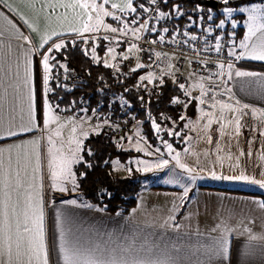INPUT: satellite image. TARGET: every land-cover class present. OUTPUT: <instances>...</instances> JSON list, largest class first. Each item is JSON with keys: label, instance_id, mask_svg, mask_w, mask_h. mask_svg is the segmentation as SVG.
I'll return each mask as SVG.
<instances>
[{"label": "crops", "instance_id": "obj_1", "mask_svg": "<svg viewBox=\"0 0 264 264\" xmlns=\"http://www.w3.org/2000/svg\"><path fill=\"white\" fill-rule=\"evenodd\" d=\"M136 1L133 0V6ZM9 2L12 3V0ZM81 2H85V0H81ZM86 2L91 4L92 0H86ZM95 3L102 5L105 11L111 12L113 15H102L103 24L98 31L81 33L71 32L69 24L57 21V16L67 12L68 20L73 21V26L80 28L87 17L81 16L74 19L73 11L82 12L84 11L82 9L57 8L51 19L45 20V15L52 12L46 4L43 12L40 11L41 4L39 2L36 3L35 10H33L26 4H20L17 0V3L12 4L13 8L16 9L15 12L0 5V12L4 13L3 16H0V32H3V35L0 36V65L5 70L10 67L12 73L9 76L0 72V122H2L3 127H8L11 116L16 117L13 123L17 126V131L19 130L18 126L27 124L29 88L33 91L36 101V126L31 132L21 133L17 137H7L6 134L0 133V137H2L0 138V149L3 150V156L0 158L4 161L5 171H8V161L11 157V176L14 178L16 172H20L21 187L18 193L12 192V197L13 202L19 198L18 212L21 223L24 220L23 212L27 208L28 195L33 196L32 202L35 203L38 191L44 212L45 241L49 250V264H63L59 252L60 233L63 226L71 230L74 238L99 245L102 248L112 249L134 243L137 251H142V247H147L149 249L158 248L161 252H166L175 247L180 250L184 264H205L206 257L202 254L203 249L211 243L213 238L226 234L229 241L230 261H225L224 264H241L242 259L246 260V264H264V255L261 254L264 250V239L249 241V235L264 237V187L261 185L253 190L233 185L199 184L194 185L190 192L184 191L180 186H168L169 191L161 186H156L157 188H153V186L151 188L161 189L164 194H170L167 196L170 198L167 199V203L159 201L169 210L167 209L165 212L153 210L152 201H150V205H147L146 201L139 204L136 199L128 211H110L91 202L83 193L82 177L85 175L86 168L82 165L85 162V141L88 138L85 141L81 138L78 147L73 148L71 153V155L75 153L78 157H83L81 162L71 165L78 187L73 189V185L69 181L65 183L68 191L59 192L54 188L49 189L46 167V142L49 129L45 126L41 114L44 88L42 83L44 73L39 62L41 54L46 53L54 43L66 42L67 44L76 40H85L90 34L98 32L105 33L107 35L106 40L112 41V38L119 37L120 29L127 25V29L131 30L127 31V35H130L125 36L133 40L125 47L126 49L124 48L122 54H109L107 50L98 59L101 58L118 65L120 62L117 59L118 56L122 59L127 56L128 59H124V61L131 60L133 69L137 68V64H142L150 70L157 69L163 75L167 73L175 75L180 71L176 65V56L170 52H160L150 61L141 60L139 55V59H136L133 54L139 52L136 39L143 29L134 33L133 30L140 28L133 22L134 17L122 16L123 13L129 11L121 12L119 8H112L111 6L112 3L122 6L124 0H107V3L105 0H95ZM87 11L91 13L93 22H95L97 13L90 8ZM37 16H39L38 20ZM114 17H119V19H114ZM8 21H11V24ZM235 23L239 26V32L230 37L232 50L235 51L236 55L247 54L242 59H236L234 56L233 70L264 74V61L251 59V53L240 47L242 41L251 45L256 39L255 36L250 40L245 39L249 35V22L242 16L240 20L237 18ZM260 23H264V20ZM29 24H34L38 30L34 31L29 27ZM226 24L228 22L224 26ZM112 27L117 28V32L113 33L108 30ZM53 30L60 35H52L48 43L41 48L42 37L51 35ZM22 36L28 37V41L23 40ZM108 43L110 42L107 41L106 45L109 49L113 43ZM132 44L136 45V49L129 51ZM127 51L128 54H126ZM29 61H31L30 64ZM26 67L31 73L30 84L27 86L24 85ZM187 70L189 69L186 67L181 70L183 76H187ZM17 71L19 73L18 78L15 76ZM223 71L225 72L223 77L228 80L227 66ZM252 79L255 78L234 77L231 81L228 80V85L232 89L230 94L233 101L239 100L241 107L248 104L249 107L246 110L252 112L254 118L259 120L264 118L262 115L264 113V93L260 91L258 84L245 85L242 89L241 84L237 83V81ZM51 93L52 91L48 92L47 95L49 99L54 100ZM55 109L56 111H62V109L64 111V108L59 110L58 106ZM201 119H204L205 122L211 120L213 125L209 128L206 126L196 127L194 131L183 133L184 135L179 137V142L183 144L178 148L177 154L179 156L191 157L193 155L198 157L193 162L199 167L197 169L199 172L204 170V174L218 171L217 173L220 175L225 173L226 176H235L246 172L247 165H250L251 169L252 167L256 168L252 170L257 171L259 178H262L261 181H264V135L261 134L264 132L244 131V126L242 127L243 131L239 132L237 129L231 131L230 129L235 128L229 127L212 132L218 124L213 122L212 117H200L199 119L194 117L187 123H197L196 120ZM204 120L199 121V124H202L201 122ZM222 120L224 121L221 123L230 122L231 118L226 120L223 118ZM237 120L239 119L237 118ZM33 140L39 142L38 147L31 143ZM21 144L26 145V147L20 149L14 147ZM240 147L248 150L246 156L248 159L237 157L239 151L236 149ZM10 149L11 151H9ZM212 151H215L216 154L225 152L230 154H227L228 156L222 155L223 157L220 159L213 160L210 157ZM37 152L40 156L39 167H37L36 162ZM25 153L29 156L27 162L24 160ZM234 153L236 156L233 155ZM55 157L54 165L59 171L61 156L55 155ZM158 192L152 191V193ZM3 198V184L0 183V200ZM73 200L76 201L75 204L71 203ZM29 213L31 215L30 210ZM61 213H63V217H61ZM225 229H230V231L225 232Z\"/></svg>", "mask_w": 264, "mask_h": 264}, {"label": "snow or ice", "instance_id": "obj_2", "mask_svg": "<svg viewBox=\"0 0 264 264\" xmlns=\"http://www.w3.org/2000/svg\"><path fill=\"white\" fill-rule=\"evenodd\" d=\"M41 4L40 11L43 12L44 5L46 4L48 8L52 10L51 13L45 15L44 19L49 20L53 13H55L57 8L64 9H72L75 10L77 8L82 9V12L73 11L74 19L79 18L81 16H86L87 19L83 21L82 27L78 28L73 26V21L68 20V13L65 12L59 16H57V21L67 22L69 24V30L75 33L81 32H95L99 30V27L103 24L102 15L103 16H111L113 15L111 12L105 11L102 5H97L95 0H92V3L81 2V0H19L20 4H26L29 7L35 10L36 3ZM155 3V0H152ZM166 3L167 0H164ZM17 3V0H12V3L9 0H0V5L8 8L10 11L15 12L16 9L13 8L12 4ZM107 3V0H105ZM224 5L226 6L224 9L225 13L231 14L233 8L227 7L229 4V0H223ZM112 8H119L121 12L130 11L136 12V8L133 7V0H124L123 5L117 3H112ZM199 5L196 6L199 9ZM95 11L97 13L95 17V22H93V16L88 9ZM140 8L147 11L144 8V5L141 4ZM241 12L248 11L249 12V35L245 37L246 40L252 39L253 36L256 39L252 42L251 45L244 43L243 41L240 44L241 48L247 50V52L251 53L250 58L253 60L264 61V23H260L258 21L264 20V10L256 7H252L250 9H239ZM210 11V10H209ZM4 13L0 12V16H3ZM161 16L164 13H160ZM39 16H37V20ZM114 19H119L118 17H114ZM207 19L211 20L212 16L209 15ZM27 23V21H25ZM135 22V21H133ZM11 24V21H8ZM225 24V20H220L219 24L216 25L217 28H223ZM235 25H233L234 27ZM29 27L34 31L38 30L34 24H29ZM107 27V26H105ZM146 28L145 24H141L139 29L133 30L134 33L139 32L141 29ZM127 29V25L124 28H121V32H125ZM109 31L115 33L117 32V28L112 27L108 28ZM154 30V29H153ZM165 32L168 31L167 28L163 29ZM259 35L257 36V33ZM3 35V32H0V36ZM52 35H60L56 31H52L51 35H45L42 37L43 43L40 44V47L43 48L44 44L48 43V40L51 39ZM139 38V37H137ZM22 39L26 42L28 41V37L22 36ZM107 39V37H105ZM161 39H163L161 37ZM192 39H196V37H192ZM155 41H153L154 43ZM65 47L63 43H54V45L48 48L47 53H51L53 48L59 50ZM136 49V45L132 44L130 46L129 51ZM221 50V46L219 41L216 44V51L219 52ZM93 51V58L95 57V49ZM109 54L114 52V49H108ZM45 53L43 54L42 67H43V107L41 109L42 119L45 126L48 125L52 120L56 119L52 115V105L48 102L47 93L51 92L52 89L48 87L49 80L51 79L52 67L49 64L50 56ZM247 53H240L236 55L234 50H231L227 53L228 56H236V59H242ZM159 55V53L157 54ZM115 58V57H113ZM124 59H128L127 56H124ZM29 64L31 61L28 62ZM106 67H111L105 61ZM60 67L65 68V65H60ZM144 67L142 64H137V68ZM221 71L219 75H225L223 71L225 65L221 63L219 65ZM132 71H136V69H132ZM0 72H4L5 75H11V68L5 70L2 65H0ZM15 76L18 78V71L15 73ZM234 77L236 78H255L252 80H244L237 81V83L241 84V88L245 85H253L258 84L259 89L262 93H264V74L252 72V71H242V70H233V65L229 63L227 65V78L231 81ZM141 81L148 80L152 82L153 74L149 73L147 76H141ZM31 73L29 69L25 68V77H24V85L27 86L30 84ZM163 83V80L160 81ZM226 83V81H225ZM201 89H203V85H200ZM180 88H184V85L181 84ZM226 91L228 93L232 92L231 88H227ZM187 94V93H186ZM207 93L202 91L201 95H206ZM172 103H180L179 99L173 98ZM200 103L203 104L204 100L200 99ZM236 105L240 104L239 100L235 101ZM187 106V105H186ZM216 105L213 104L212 107ZM249 107L248 104H244L243 108L247 109ZM222 109H233V105L229 103H221ZM238 110V109H235ZM254 111V110H253ZM210 115V114H208ZM264 115V113H262ZM16 117L11 116L9 125L7 128L3 127L2 122H0V133L6 134L7 137H17L21 133L31 132L33 128L36 126V101L35 95L31 88H29L28 93V122L26 125L22 124L19 127V130H16L14 125ZM180 119H184V117H180ZM211 120H209V124ZM237 132H239V120H237ZM153 127L157 132L160 131V126L153 121ZM75 131V129H73ZM173 133L169 132V135ZM264 135V133H261ZM179 135V133H176ZM2 138V137H0ZM33 145L39 146V142L36 140L31 141ZM49 143H51V139H49ZM14 147L20 149L26 147V145H15ZM169 152L172 151V146L167 145ZM11 151V149L9 150ZM243 154V153H241ZM3 156V150L0 149V157ZM177 160V157H175ZM24 160L27 162L29 160V156L27 153L24 154ZM82 161V157H78L75 153L71 157H65L62 159L61 164L59 166V171H52L51 177L53 180V188L59 192L68 191L65 187L66 182H71L73 185V189L78 187L75 180V174L72 172L71 165L73 163H79ZM36 162L37 167H39L40 156L37 152L36 154ZM55 163L53 159L49 163V167ZM168 161L165 160L162 163L158 164L157 167H164L167 165ZM180 167L184 168L185 165H180ZM11 168H12V160L11 157L8 161V171H5V165L2 158H0V183L3 184V199L0 200V264H49V250L45 241V228H44V212L42 208V200L39 198V192L37 191V196L35 199V203H33V196L31 194L27 197V208L23 212L24 220L23 223L20 221V213L18 212L19 207V198L16 202H13L12 192L16 191L18 193L21 187L20 180V172L17 171L15 177L11 176ZM145 170H150L146 168ZM189 172H192V169H188ZM83 175V174H82ZM213 178L219 179H227V180H236V181H249L251 183L260 184L261 187H264V181H257L252 179L251 177L244 175L241 173L240 175L235 176H219L217 177L215 172L211 173ZM195 179V177H193ZM72 204H75L76 201H71ZM31 211V215L29 213ZM61 217H63V213H61ZM31 220V224H30ZM230 231V229H225V232ZM250 231V230H246ZM60 247L59 252L61 254V259L63 264H184V259L180 254V250L175 247L171 248V250L166 252H161L158 248L149 249L147 247H142V251H137L136 245L134 243L126 244L123 247H117L109 249L107 247H101L99 245L92 244L90 242L81 241L72 236L71 230L66 226L61 228L60 233ZM257 239H264V237H256L253 235H249V241H254ZM202 254L206 257L205 264H224L225 261H230L229 256V241L227 239L226 234H222L219 237L213 238L211 243L203 249ZM262 255H264V250H262ZM241 264H246V260L242 259Z\"/></svg>", "mask_w": 264, "mask_h": 264}, {"label": "rangeland", "instance_id": "obj_3", "mask_svg": "<svg viewBox=\"0 0 264 264\" xmlns=\"http://www.w3.org/2000/svg\"><path fill=\"white\" fill-rule=\"evenodd\" d=\"M221 1L223 2V0ZM225 7L226 6L224 4H221L220 7L216 10V12L221 15L220 19L225 20V23L229 22L230 24H232L235 22L237 18L240 20L242 16H244L246 20L250 23L249 12L248 11L241 12L239 9L241 8L250 9L252 7H256L264 10V0H252L251 2L244 3L239 6L227 5V7L233 8L231 14L224 12ZM258 22H263V20ZM130 30L131 29H126L125 32L120 31L119 37L112 38V41L104 39V42L106 44L107 41L110 42L111 44L113 43L111 45V48L114 49L113 52L114 54L117 53V51L127 47L128 43L124 41V37L130 35V34L127 35L128 34L127 31L129 32ZM84 41L86 42L85 44L87 51L92 56H93L92 50L95 49V57L96 60H98L99 58V55L97 53L98 44L94 40L89 38H86ZM62 43L66 45V42H62ZM61 49L56 50L53 48V51L51 53H47L46 51V53L51 57L49 60V64L52 67L51 79L49 80V84H48L49 88H51V80L54 78L55 73L59 72L58 68H60V65L61 64L65 65L64 62H61L56 58L57 52L60 51ZM128 53L129 52L127 51L126 54ZM133 54L134 56H136V59H139L138 54L136 52ZM39 60H40L39 61L40 66L43 69L42 67L43 54H41ZM186 69H189L186 72L187 76L182 75L179 79H175L179 83V85L181 84L184 85L183 90L185 93V99H183L182 102L180 103L181 107L185 108L186 105H188L191 100H195L196 115L194 117H197L198 119L200 117L201 118L212 117L213 122L218 123L216 127H214V130L212 132L220 131L226 127L235 128L230 130L236 131L238 127L236 121L237 118L239 119V131H243L242 127L244 126L243 127L244 131L264 132V122H263L264 118H260L259 120H256L252 112H249L243 107L235 104L231 94L226 91V89L229 88L228 80L223 76L221 77L219 75V72L215 74L196 73L192 70L190 63L186 65ZM149 73L153 74V80L155 78L160 79L163 76V73L158 72L157 69L150 70L149 68L148 71L143 76H147ZM201 84L203 85V89H201L200 87ZM202 91L206 92L207 94L202 96L201 95ZM47 99L48 102L52 105V115L53 117L56 118L47 125L49 129V136L46 142L47 180H48L49 189L52 190L53 180L51 177V172L57 170L54 164L50 168L49 163L53 159L55 160L56 158L55 155L61 156L60 157L61 160L65 157H71L73 148L78 147L77 145L78 143H80L81 138L85 141L86 138H88L90 135L98 133L99 131L103 130V127L106 125V123H110V121H108V119L104 118L103 116L101 117V113L97 112L96 110H92L90 112L88 111L87 108H83L81 111H79L76 114L67 115L65 114L63 109L62 111H56L55 107L57 108L58 104L55 102V100H52L51 98L49 99L48 95H47ZM200 99L204 100L203 104L200 103ZM221 103L232 104L233 109H222ZM213 104H215L216 106L212 107ZM183 117H184V123L182 126L179 127H177L176 122H172V120L171 123L173 124H171V126L161 125L160 123L155 121V123L160 126V131L157 132L156 129L153 127L155 131L154 139H150L146 136L142 126V121H135L132 130H130L129 133L125 135L123 138L118 139L119 140L118 144L120 149L125 152L130 151L132 155H129V157L125 161L121 160L120 158H116L112 161V165L114 170L119 175L122 176L126 174L139 175L138 180L141 182L142 185L141 191L136 197V199L139 201V204L140 203L143 204L146 201L147 205H150V201H152L151 207L153 210H157L161 212L167 211L168 209L167 206H165L164 204H160L159 201H164L167 203L168 202L167 199H170L167 196L170 194H164L162 192L163 190L161 189L160 190L153 189V188H157L156 186L164 187V189L167 191H169L167 189L168 186L169 187L180 186L181 189H183L186 192L192 191L191 188L194 187V185H199V184H211V185L218 184L222 186L233 185V186H238L239 188H247L253 190L257 189V187L260 186V184L251 183L249 181H236V180L213 178V176L211 175V173L213 172L204 174L203 173L204 170L201 172L197 170L199 169V167L193 161L198 157H194L193 155H191V157L179 156L177 154L179 152L178 148L180 147V145L183 146V144L179 142L180 141L179 137H181L185 133L194 131L196 127L200 128L206 126L209 128V126L213 125V123L209 124V122H205L204 119H201L204 120L203 122H201L202 124H199V121L201 120L199 121L196 120L197 123L193 122L191 124H188L187 121H190L191 118L194 117H190L187 114H184ZM223 118L225 120L227 118H231V121L233 122L230 121V122L221 123V121H224L222 120ZM163 120H166V118L163 117ZM73 129H75V131H73ZM169 132L173 134L169 135ZM176 133H179V135H176ZM49 139H51V143H49ZM169 144L172 146L171 152H169L167 147V145ZM56 149L58 154L56 153ZM236 150L239 151L237 157L248 159L246 157L248 155L247 154L248 150L246 151L242 149V147L237 148ZM214 152L215 151H212L211 152L212 156H210L213 160L220 159L221 157H223L222 155L228 156L227 154H230L226 152L216 154ZM177 155L179 158L178 160L175 158L177 157ZM233 155L236 156V153H234ZM165 160L168 161L167 165H165L164 167H157L158 164L162 163ZM180 165H185L186 167L182 168L180 167ZM146 168H149L150 170H145ZM188 169H192L193 171L189 172ZM252 169H256V168L252 167ZM252 169L250 165H247L246 172H244L243 174L251 177L254 180L261 181L262 178H259V175H257L258 172L253 171ZM251 171L255 173H252ZM217 172H215L217 177L226 176L225 173H222V175H220ZM193 177H195V179H193ZM152 189L159 192L152 193L153 191ZM171 195H175V194H171Z\"/></svg>", "mask_w": 264, "mask_h": 264}, {"label": "trees", "instance_id": "obj_4", "mask_svg": "<svg viewBox=\"0 0 264 264\" xmlns=\"http://www.w3.org/2000/svg\"><path fill=\"white\" fill-rule=\"evenodd\" d=\"M200 1L172 0L163 8L173 11L177 8L192 9L199 5ZM251 1H229L228 5L237 6ZM147 2L148 0H137L133 7L137 9V12L140 5ZM221 4L224 3L219 0V7ZM136 12L129 11L122 16L133 18ZM220 18L221 15L215 10L216 21ZM123 49L117 51V54L121 55ZM107 50L108 47L104 41L98 44L97 53L100 57ZM56 58L64 62L66 66V70L58 68L59 72L76 71L84 79L82 85L76 87L58 85L54 78L51 80V97L58 104L59 110L72 101L87 98L89 99L86 107L88 111L96 110L101 113V117L110 122H116L125 115L122 105L128 104L136 121H142L144 132L150 139H154L155 136L153 121L171 126L172 120L179 127L184 123V119H180L184 114L190 117L196 115L195 100H191L185 108L180 106L185 99V93L170 73L164 74L160 79L155 78L152 82L140 79L148 71V67L135 68L136 71H132L130 75H121L118 68L127 69L124 58L118 56L117 59L120 61L118 65L107 61L111 67H106L105 60L101 58L96 60L87 51L84 40L68 42L57 52ZM161 80L163 83L160 82ZM173 98L179 99L180 103H172ZM163 117L166 120H163ZM118 141L107 136L103 130L90 135L85 141L83 167L86 171L82 177L81 186L83 193L91 202L110 211L128 210L135 203L142 186L138 180V174L122 176L114 170L112 165L114 159L120 158L125 161L129 155H132L130 151H122Z\"/></svg>", "mask_w": 264, "mask_h": 264}, {"label": "built area", "instance_id": "obj_5", "mask_svg": "<svg viewBox=\"0 0 264 264\" xmlns=\"http://www.w3.org/2000/svg\"><path fill=\"white\" fill-rule=\"evenodd\" d=\"M172 0H148L143 9H139L134 15L136 25L145 24L146 28L142 30L139 38L136 39L138 46V55L143 61L152 60L160 52H170L176 56V65L180 71L175 73V79L182 76L181 70L188 63L196 73L215 74L220 72L219 65L223 63L225 67L229 63H234L235 57L228 56L227 53L232 50L231 36L239 32V26L234 22L226 24L223 28H217L219 21L215 19V9L207 4H199V9L177 8L175 11L164 9ZM210 10V11H209ZM160 13H164L163 16ZM211 15L212 19L207 17ZM233 25H235L233 27ZM167 28L165 32L163 29ZM154 29V30H153ZM105 33L98 32L90 34L89 39L97 44L104 41ZM161 37L163 39H161ZM196 37V39H192ZM131 38L124 37L126 43H130ZM153 41H155L153 43ZM219 41L221 50L216 51V44ZM127 69L118 68L121 75H130L133 69V62L126 61ZM55 82L58 85H68L76 87L82 85L83 76L76 72H56ZM89 104V99L82 98L79 101H72L66 107L64 112L67 115L78 113ZM124 116L116 122L106 123L103 131L107 136L118 140L127 135L134 125L136 118L130 111V105L123 104Z\"/></svg>", "mask_w": 264, "mask_h": 264}, {"label": "water", "instance_id": "obj_6", "mask_svg": "<svg viewBox=\"0 0 264 264\" xmlns=\"http://www.w3.org/2000/svg\"><path fill=\"white\" fill-rule=\"evenodd\" d=\"M201 4H207L212 6L215 10L219 8V0H201ZM101 188V187H100Z\"/></svg>", "mask_w": 264, "mask_h": 264}]
</instances>
